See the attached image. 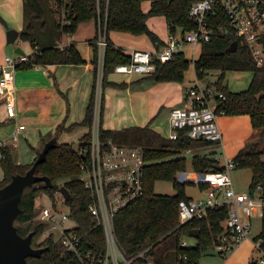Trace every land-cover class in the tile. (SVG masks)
I'll use <instances>...</instances> for the list:
<instances>
[{
  "label": "trees",
  "instance_id": "1",
  "mask_svg": "<svg viewBox=\"0 0 264 264\" xmlns=\"http://www.w3.org/2000/svg\"><path fill=\"white\" fill-rule=\"evenodd\" d=\"M142 0H108L106 18V0H22L23 25L19 38L27 41L32 48L28 55L29 62L18 69L32 68L33 64L45 66L49 64L83 63L73 42L59 47L58 43L64 34H72L78 24L94 20L96 34L90 40L94 46L93 70L94 83L91 96L85 109L83 119L76 123L91 126L96 94V71L98 63V38L100 27L105 30L107 41L103 57V73L101 88L108 82L107 74L113 71L116 64L128 63L129 54L120 46H115L109 37L110 30L127 32L133 35L146 34L156 49L164 42L156 33L148 28L147 19L150 16H163L170 31L178 27L189 30L194 24L188 19V10L193 0H158L152 2L149 10L141 8ZM211 18L213 33L208 41L202 42L199 56L193 60L196 78L202 80L209 71L217 70L218 78L212 83L213 87L222 92L224 97H217L214 111L216 115L248 114L253 129L264 132V66L257 67L246 46L238 45L236 52H226L229 41L226 32L234 33V29L218 9ZM191 60L184 53L178 52L175 58L168 62L153 59L155 69L143 78L155 81H182ZM250 71L251 80L248 86L240 90H230L224 83L227 71ZM103 93L101 92L100 106L102 110ZM101 120V113H100ZM61 123L55 128L54 134L42 136L40 147H32L35 157L29 163H20L14 158L8 145L0 146V167L2 177L0 187L5 185L16 173H24L33 163L43 144L62 130H70L74 124L64 127ZM99 136L102 142L112 140L117 144L142 147L146 164L143 166L142 194L121 208L114 218V233L122 251L129 257L145 250V257L155 264H199V259L212 249L224 230L228 217V205L208 208L201 218L181 222L178 213V202L189 200L184 190V183L176 180L177 172L193 171L203 173L207 170H223V165L215 157L214 151H207L215 143L204 139H192L187 135V128L178 130L176 139L162 136L150 127L149 123L140 126L132 125L119 129L103 128L100 124ZM90 132L84 134L78 150L88 145ZM72 143L57 142L50 149L46 160L37 165L35 173L51 179L52 186L48 187L43 181L25 188L20 208L22 212L15 220L17 231L25 236L32 232L31 246L46 247L39 257H27L29 264H84L74 252L66 251L61 238H55L50 233L43 236L47 223L36 219L39 211L34 208L35 197L45 193L54 204L55 191L61 186L67 188L70 198L65 199L68 205L69 217L76 223L74 233L79 240V250L91 253L95 259L92 264H102L105 251V238L101 227H96L87 206L92 201V194L79 179V164L81 158L78 152H73ZM77 150V151H78ZM192 151L190 156L184 153ZM189 159V160H188ZM234 168H248L251 171L249 188L262 184L264 189V149L254 142L241 148L231 159ZM157 181H170L175 188L174 194H162L154 191ZM205 188V185H199ZM38 211V212H37ZM199 229V235L194 243L182 242L189 237L191 229ZM260 241L264 252V216L261 219L260 232L253 237ZM136 259L133 264H142Z\"/></svg>",
  "mask_w": 264,
  "mask_h": 264
},
{
  "label": "built area",
  "instance_id": "2",
  "mask_svg": "<svg viewBox=\"0 0 264 264\" xmlns=\"http://www.w3.org/2000/svg\"><path fill=\"white\" fill-rule=\"evenodd\" d=\"M158 0H142L149 6ZM170 1V0H169ZM107 4L104 16L107 14ZM99 9V0H97ZM228 18L234 29L237 44L246 46L257 67L264 66V0H193L189 6L188 19L194 24L189 30L178 27L176 31L168 29L164 44L153 50L132 49L129 52L128 63L116 64L113 71L124 74L147 75L154 71L153 59L168 62L175 58L187 45L197 46L208 41L213 33L211 18L217 10ZM99 32L96 40L98 63L96 71V96L93 108V120L90 126V138L86 147L77 152L81 158L80 176L84 187L92 194V201L87 209L96 227H101L105 238V251L102 264H133L141 259L142 264H155L145 257V250L135 256H127L120 248L114 233V218L116 213L131 201L138 198L143 191V166L146 164L142 147L117 144L112 140L102 142L99 136L101 113V80L103 73V57L107 44L105 30L100 27V13L98 10ZM179 31V34L177 33ZM70 35V34H66ZM59 47L64 45L58 43ZM29 54H18L16 57L6 56L0 64V103L3 104L9 117L16 116L13 97V83L15 71L19 66L29 62ZM33 64L32 68H38ZM223 98L222 92L217 91L212 84H201L195 81L186 92V103L182 107H173L169 111L170 132L168 138L176 139L178 130L187 128V135L192 139H204L213 143H220L221 131L216 121L214 111L216 98ZM25 126L19 124L11 139L16 141L18 131ZM185 154V153H184ZM223 170L210 169L203 173H194L186 177L184 172L176 174L180 183L193 182L205 185L207 193L200 200H184L178 202V213L181 222L201 218L208 208L228 205V217L224 223V230L213 250L221 255L239 245L243 240H252V251L248 264H264V252L260 248V241L250 237L251 217L260 220L264 216V189L262 184H256L246 191L237 192L230 178V170L234 167L231 160L223 163ZM55 200L52 207L43 206L39 209L37 219L48 225L43 233L46 236L59 230L55 238H61L66 251L74 252L84 264H92L95 257L89 252L79 250V240L74 233L76 223L69 217L68 205L65 203L60 188L54 193ZM57 197H62L61 203L66 211L56 208ZM242 213L243 216L240 214ZM51 228V230H49ZM55 236V235H54ZM186 240L182 244L186 245Z\"/></svg>",
  "mask_w": 264,
  "mask_h": 264
},
{
  "label": "crops",
  "instance_id": "3",
  "mask_svg": "<svg viewBox=\"0 0 264 264\" xmlns=\"http://www.w3.org/2000/svg\"><path fill=\"white\" fill-rule=\"evenodd\" d=\"M0 15L1 18H5V22H10L11 27L19 32L23 25L22 0H0ZM5 34L6 27L0 22V64L6 57L2 56ZM95 34V21L87 20L80 22L72 34H64L60 39V43L63 45L74 43L84 60L83 63L49 64L15 71L13 97L16 116L9 117L5 113L3 104L0 103V113H2V117H0V146L6 145L4 139L8 137L10 139L19 124L25 126L23 130L18 131L20 135L32 134L33 131L29 130L31 128L36 129L40 138L49 131V134H54L52 129L60 123H63L64 127L74 124L70 130L64 129L56 135L57 142L68 143L79 141L90 130L89 126L76 123L80 122L85 115L94 83V46L90 40ZM157 36L161 40L164 39L158 34ZM109 37L114 45L118 46L110 34ZM20 40L19 38L17 41ZM23 42L26 43L27 48L16 46L14 51L19 47L24 54H30L31 46L27 41ZM148 42L149 44L142 41L144 47L142 50L155 49L150 40ZM131 46L130 50L141 49ZM187 47H192L194 50L192 57L185 55ZM197 48H199L198 55L195 51ZM130 50L123 51L129 54ZM182 52L187 59L195 60L199 56L200 46L187 45ZM18 54L20 53L16 52L13 57ZM250 75L252 77V72ZM107 80L109 83L102 89L103 104L100 124L103 128L119 129L132 125L143 126L149 123L151 128L162 136L168 137L170 109L177 104L179 107L185 105L187 89L198 79L195 72L193 76H186V71L182 81H155L143 78L140 74L111 71L107 74ZM208 81L206 84H212L214 80ZM224 83L227 85L226 79H224ZM216 121L221 131V141L217 144L220 145L225 161L231 160L247 141L249 127H251L250 117L248 114H219L216 116ZM3 124L7 125L1 126ZM41 130L44 132L42 133ZM191 154L192 151H185L187 157ZM181 172H184L186 177L193 174L190 170ZM189 238L190 236L185 239L186 242H189ZM248 240H243L236 246L237 248L232 249L226 258V264H248L252 251L249 244L251 240Z\"/></svg>",
  "mask_w": 264,
  "mask_h": 264
},
{
  "label": "rangeland",
  "instance_id": "4",
  "mask_svg": "<svg viewBox=\"0 0 264 264\" xmlns=\"http://www.w3.org/2000/svg\"><path fill=\"white\" fill-rule=\"evenodd\" d=\"M149 7L150 6L147 2L141 3V8L144 12L148 11ZM7 25H8V27L12 28L10 25V22H7ZM147 25H148V28L150 30H152L153 32H155L156 34L161 36L162 38L166 37L167 32H168V26H167V23L165 22V19L163 16L154 15V16L148 17ZM177 33L179 34V31H177ZM109 34L113 37L114 41H116V44L127 52L130 50V48H132L131 45L137 46L138 48H141V49H144V47L142 46V41L144 43L146 42L149 44L148 40H150V38L146 34L135 36L132 34L130 35L127 32L116 31V30H110ZM5 37H6V34H5ZM18 39H16V41L14 43H7L6 38H5L2 56L13 57L14 55H16V52L14 51V48L16 46H20L22 48L24 47L25 49L27 48V45H25L26 43L23 42L22 40L17 41ZM150 42H151V40H150ZM193 51L194 50L192 49V47L191 48L187 47V48H185V55L187 57H192ZM195 51H196V55H198L199 48H197ZM193 60L191 59L189 67L186 71V76L187 75H191V76L194 75ZM217 78H218V71L217 70H211L200 81V83L206 84V81H208V80L209 81H213V80L215 81ZM250 78H251L250 72L246 71V70L245 71H227L225 73L226 83H227V86L230 90H240V89L246 88L249 81H250ZM173 107H179V105L177 104L175 106H172V108ZM5 113H6V110H5ZM0 117H2V113H0ZM62 124L63 123H61V125ZM6 125L7 124H3L1 126H6ZM29 130H32L34 133L32 132V134H27L25 136L20 135L18 133L16 141H13L11 138L9 139V137L4 139V142L6 143V145L9 146L14 158L16 159V161H18L20 163L31 162L33 157H35V153L32 149V146L38 145V148L40 147V145H39L40 136L37 133L36 129L29 128ZM52 130H53L52 132H54L55 127ZM41 132L43 133L44 131L41 130ZM49 132L47 134H49ZM47 134H46V136H47ZM248 134H247L248 135L247 141L245 142V144L243 145L242 148H245L246 146H249L254 142H258L259 146L262 149H264V132H261L260 129H253L251 126V127H249ZM208 150L214 151L215 157L218 158L219 162L223 165V163L225 162V159H224L223 153L220 149V145L215 143V144L211 145L209 147V149H207V151ZM193 174H194V172H193ZM193 174H190L189 176L192 177ZM229 174H230V178L232 180V184H233V186L237 192H242V191H246L249 189V184L251 181L250 169H248V168H234L233 167L230 170ZM1 176H2V169L0 167V177ZM184 190H185L187 196L191 197L193 200L203 199V198H205L206 193H207L206 186H205V188H201L200 186H198L196 183H193V182H184ZM154 191L157 193H162V194H174L175 188L172 185V182H170V181H157L154 184ZM57 199H58L57 205H56L57 210H59L61 212L66 211V207L61 203L62 197L61 198L57 197ZM34 205H35L34 208H36L39 211V209L42 208L43 206L52 207V200L48 197L47 194L39 193L35 197ZM240 214L243 216L242 213H240ZM37 216H38V214L35 216L36 219H37ZM251 226L252 227H251V231H250L249 236L253 237V236H256L260 232V229H261L260 218H258L256 216L251 217ZM49 230H51V228ZM58 234H59V230H55V233H54L55 237ZM188 241L194 243L195 239L193 237H190L188 239ZM248 241H250V239ZM251 243H252V240L249 243L250 246L252 247ZM235 248H237V247H235ZM231 251L232 250L228 251L225 255H221V254L215 252L213 249H208L199 259V264H226V258H227V256H229ZM253 255H254V253H253V251H251V256H253Z\"/></svg>",
  "mask_w": 264,
  "mask_h": 264
},
{
  "label": "water",
  "instance_id": "5",
  "mask_svg": "<svg viewBox=\"0 0 264 264\" xmlns=\"http://www.w3.org/2000/svg\"><path fill=\"white\" fill-rule=\"evenodd\" d=\"M0 22L6 27V42L14 43L19 36L15 28H9L3 18ZM226 37L229 44L226 52L232 53L238 50L237 41L232 32L227 31ZM15 52L22 54L20 48ZM57 144V137L52 136L42 146L37 153L32 165L24 173H16L11 176L9 182L0 187V264H29L27 257H39L46 247H32L31 238L33 233L29 232L22 236L18 233L15 220L22 212L19 204L25 188L31 187L34 183L43 181L48 187L52 186L51 179L45 175L35 173L37 165L46 160L48 151ZM82 144V141H76L71 144L73 152ZM191 182V181H190ZM60 191L63 198L69 199L70 193L66 187L61 186ZM199 235V229H191L189 236L196 238Z\"/></svg>",
  "mask_w": 264,
  "mask_h": 264
}]
</instances>
